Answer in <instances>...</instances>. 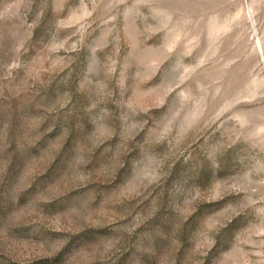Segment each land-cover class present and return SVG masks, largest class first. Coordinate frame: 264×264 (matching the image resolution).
Returning a JSON list of instances; mask_svg holds the SVG:
<instances>
[{"label":"rangeland","instance_id":"1","mask_svg":"<svg viewBox=\"0 0 264 264\" xmlns=\"http://www.w3.org/2000/svg\"><path fill=\"white\" fill-rule=\"evenodd\" d=\"M0 264H264V0H0Z\"/></svg>","mask_w":264,"mask_h":264}]
</instances>
